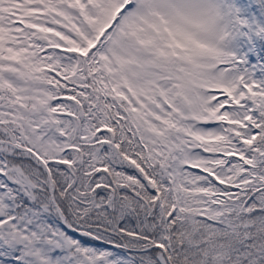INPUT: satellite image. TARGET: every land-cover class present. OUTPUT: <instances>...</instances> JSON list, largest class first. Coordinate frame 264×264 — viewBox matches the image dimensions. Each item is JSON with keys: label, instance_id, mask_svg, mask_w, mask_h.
Segmentation results:
<instances>
[{"label": "snow or ice", "instance_id": "obj_1", "mask_svg": "<svg viewBox=\"0 0 264 264\" xmlns=\"http://www.w3.org/2000/svg\"><path fill=\"white\" fill-rule=\"evenodd\" d=\"M0 264H264V0H0Z\"/></svg>", "mask_w": 264, "mask_h": 264}]
</instances>
